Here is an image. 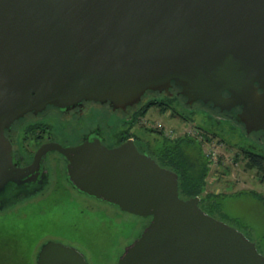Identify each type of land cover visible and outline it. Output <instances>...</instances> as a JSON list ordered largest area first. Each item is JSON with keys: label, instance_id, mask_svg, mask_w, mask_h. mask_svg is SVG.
<instances>
[{"label": "water", "instance_id": "95a60500", "mask_svg": "<svg viewBox=\"0 0 264 264\" xmlns=\"http://www.w3.org/2000/svg\"><path fill=\"white\" fill-rule=\"evenodd\" d=\"M173 84L190 102L241 106L246 129L264 131V0H0V210L28 195L17 189L57 149L77 188L151 217L116 264H264L253 240L200 195L182 197L179 174L132 140L49 142L17 166L6 130L27 113L84 100L126 109ZM37 264L89 263L48 240Z\"/></svg>", "mask_w": 264, "mask_h": 264}, {"label": "flooded vegetation", "instance_id": "af4514ba", "mask_svg": "<svg viewBox=\"0 0 264 264\" xmlns=\"http://www.w3.org/2000/svg\"><path fill=\"white\" fill-rule=\"evenodd\" d=\"M180 89L173 84L168 91L147 90L140 102L126 109L114 108L109 102L84 100L66 109L48 105L42 112H29L6 130L13 142L15 162L19 167L32 165L37 150L49 142L69 146L93 137L99 138L108 147L132 140L140 151L152 156L160 165L176 171L179 179L182 177V167L179 168L177 164H182L183 169L190 172L188 178L192 174L205 180L208 178L211 159L205 153L204 140H213L215 137L239 148L248 162L252 155L264 158V131L260 129L249 132L246 129L236 117L241 106L222 110L212 102H190ZM164 119L181 121L189 129L178 132L176 127L168 128L162 122ZM179 156H185L186 159L181 160ZM67 164L68 160L61 151L49 149L39 164L33 166L28 175L30 181L24 182L17 189L28 195L22 200H14L7 207H13L33 197L82 195L105 201L124 213H131L77 188L69 179ZM207 164H210L209 167H206ZM205 187L206 185L201 196H204ZM200 204L211 210L212 203L200 201ZM146 218L143 228L151 219ZM48 240L54 239L41 241L37 254ZM55 241L75 246L85 254L90 264L87 254L78 245L62 240ZM121 254L119 253L114 264Z\"/></svg>", "mask_w": 264, "mask_h": 264}, {"label": "rangeland", "instance_id": "374dc122", "mask_svg": "<svg viewBox=\"0 0 264 264\" xmlns=\"http://www.w3.org/2000/svg\"><path fill=\"white\" fill-rule=\"evenodd\" d=\"M162 122L178 132L189 129L181 121ZM204 142L211 166L203 194L210 193L212 200L221 203L216 210L211 208V214L244 232L264 254V171L249 167L246 156L229 142L216 137ZM146 220L82 195L33 197L0 210V222L23 226L40 242L76 244L90 264H114L124 247L139 237Z\"/></svg>", "mask_w": 264, "mask_h": 264}, {"label": "trees", "instance_id": "16d2710c", "mask_svg": "<svg viewBox=\"0 0 264 264\" xmlns=\"http://www.w3.org/2000/svg\"><path fill=\"white\" fill-rule=\"evenodd\" d=\"M181 160H185L186 157L179 156ZM178 167H182L180 172L182 177L180 179V195L182 197H189L192 195H200L203 192L205 179L200 178L194 174L192 177H187V170L183 169L182 164H177ZM207 164L206 167H209ZM247 165L251 168H258L260 171H264V158L263 156L256 157L252 155ZM262 178H264V173ZM190 175V174H189ZM262 198V196H260ZM264 200V198H262ZM201 201L212 203L211 208H218L221 203H218L211 198V194L201 196ZM219 205V206H218ZM202 206V204H201ZM206 211L212 213L205 206H202ZM213 215V214H212ZM31 236H30V235ZM40 244V238L31 232H26L23 226L10 225L6 222H0V264H36V248Z\"/></svg>", "mask_w": 264, "mask_h": 264}]
</instances>
